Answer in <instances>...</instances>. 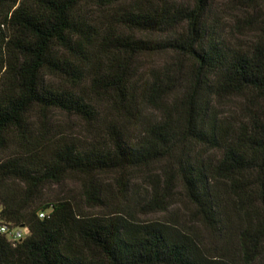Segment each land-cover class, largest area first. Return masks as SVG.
I'll use <instances>...</instances> for the list:
<instances>
[{"label": "trees", "instance_id": "16d2710c", "mask_svg": "<svg viewBox=\"0 0 264 264\" xmlns=\"http://www.w3.org/2000/svg\"><path fill=\"white\" fill-rule=\"evenodd\" d=\"M207 6L0 0V151L18 141L24 153L0 162V225L28 229L16 242L0 230V264H264V28L250 49L236 48L211 25ZM93 8L107 15L105 26ZM164 50L192 61L181 89L171 69L137 65ZM231 97L251 104L242 118L221 110ZM102 106L108 118L139 119L136 134L107 121ZM145 107L159 117L144 116ZM36 109L104 129L55 137L33 126ZM156 164L165 186L154 185L149 209H168L178 181L199 222L234 240L233 249L211 253L192 227L137 220L111 200L106 174L119 173L121 188L126 172ZM70 175L81 176L80 201H37ZM3 178L24 186L10 191Z\"/></svg>", "mask_w": 264, "mask_h": 264}, {"label": "rangeland", "instance_id": "374dc122", "mask_svg": "<svg viewBox=\"0 0 264 264\" xmlns=\"http://www.w3.org/2000/svg\"><path fill=\"white\" fill-rule=\"evenodd\" d=\"M146 0H118L123 4L132 2H145ZM155 2L172 1L180 4L193 5L195 0H150ZM94 17L105 26L107 23V15L102 13V9L93 8ZM207 18L211 25H216L220 30L223 38H225L231 46L242 49H250L254 40H256L264 28V2L249 5L241 0H208ZM137 35L157 40H163L168 36L163 32H137ZM137 65L141 72H148L150 69H160L165 71L171 69L175 80L180 83L183 88L190 74L192 61L182 54L173 50L157 51L141 55L137 60ZM251 104L245 103L242 97H231L222 102L221 110L234 118H242ZM103 115H107V121H116L120 125H124L130 129V133L135 135L137 124L133 121L122 120L111 114L106 106L100 107ZM143 115L152 119L158 118L159 113L151 108L145 107ZM145 119V118H144ZM33 126L37 131L48 132L55 137L62 135L72 136L75 138H88L92 133L104 129V125H92L81 117L69 114L60 110H50L46 113L36 109L32 113ZM139 124V123H138ZM21 146L15 141L6 151H0V162L7 158H18L24 153L20 150ZM163 165L156 164L151 167L131 169L125 174L124 185L119 188L117 178L119 173L112 172L105 175V184L108 195L113 202L131 212L137 220L141 221H162L168 224L192 227L204 244L209 248L211 253L216 249L222 248L233 249L234 240L225 242L221 237L214 233V230L199 222L198 217L194 215V209H190L185 195L176 181L173 187V195L170 199V205L166 210L151 211L149 204L153 200L155 194L154 185L165 186L164 174L162 172ZM79 175H70L62 183H49L38 193L37 201L41 197L52 200L57 197L66 196L74 197L78 201L82 197V188ZM2 185H5L10 191L14 188L21 189L23 184L18 180L3 178ZM122 189V191H120ZM101 210L92 209V213H99Z\"/></svg>", "mask_w": 264, "mask_h": 264}, {"label": "built area", "instance_id": "2783aa9c", "mask_svg": "<svg viewBox=\"0 0 264 264\" xmlns=\"http://www.w3.org/2000/svg\"><path fill=\"white\" fill-rule=\"evenodd\" d=\"M41 215L43 216L44 213H41ZM0 230L2 233L7 234L9 238L14 242L21 240L28 231V229L24 227L11 228L7 224L0 225Z\"/></svg>", "mask_w": 264, "mask_h": 264}]
</instances>
